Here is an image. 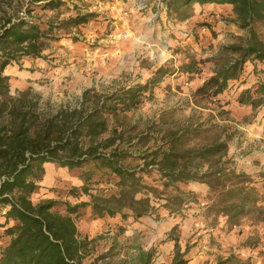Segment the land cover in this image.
Segmentation results:
<instances>
[{
	"label": "rangeland",
	"instance_id": "374dc122",
	"mask_svg": "<svg viewBox=\"0 0 264 264\" xmlns=\"http://www.w3.org/2000/svg\"><path fill=\"white\" fill-rule=\"evenodd\" d=\"M132 1L76 0L77 12L95 16L77 28L54 30L55 40L43 51L44 58L24 57L19 65L8 66L4 74L10 78L9 96L15 104H23L26 111L38 115L37 123L42 125L56 115L70 117L73 110L86 112L120 89L144 85L162 68L167 74L149 84V92L137 108L103 115L106 130L97 140L104 143L115 137L122 150L134 156L155 149L162 145L163 137L184 129L188 130L184 148L200 149L217 139L225 140L226 151L212 162L247 174L260 188L264 185V64L247 61L239 79L230 81L215 98L195 96L197 87L217 68L238 57L232 47L243 45L248 38L247 29L233 23L232 7L193 5L192 17L186 23L167 13L166 20L160 18L155 6L158 1L134 0L133 12L127 20L120 19V7L128 8ZM139 2L147 7L135 11ZM76 11L67 2L58 18L66 19ZM37 13L44 15L41 21L52 15ZM252 29L264 44V23H254ZM245 90L252 98H261L258 107L237 102ZM83 144L87 146L89 140L84 139ZM128 161L142 164L140 160ZM54 167L50 180L40 183L31 201L84 202V196L75 198L70 191L81 186H77V175L87 168L68 171ZM191 186L179 185L195 199L180 213L169 214L159 204L164 202H157L155 210L143 219L105 217L99 221L92 220L89 208L82 209L75 222L81 239L88 242L84 263L105 255L96 264H135L139 250L152 252L153 264L168 263L177 242L188 264H214L219 257L231 254L242 262L264 264V201L239 225L228 228L224 218L215 219L207 213V187ZM85 199L90 201L88 196Z\"/></svg>",
	"mask_w": 264,
	"mask_h": 264
},
{
	"label": "trees",
	"instance_id": "16d2710c",
	"mask_svg": "<svg viewBox=\"0 0 264 264\" xmlns=\"http://www.w3.org/2000/svg\"><path fill=\"white\" fill-rule=\"evenodd\" d=\"M76 0H0V209H6L0 227L8 244L0 250V264H85L88 242L81 239L75 217L89 208L92 220L131 217L138 220L155 210V203L169 214L180 213L194 195L184 193L179 185L199 183L207 187V213L225 219V226L235 227L252 209L264 201V185L255 187L250 176L236 173L222 164L213 163L227 149L225 140L217 139L200 149L184 148L187 129L163 137L162 145L143 155L134 156L111 137L97 140L105 130L104 114L115 115L137 108L149 92V84L157 83L167 72L159 68L155 79L144 85L120 89L98 100L88 111L73 110L70 117L56 115L38 124V115L15 104L9 96L8 66L20 64L24 57L44 58L54 30H70L89 22L93 13H81ZM72 5L76 13L60 20L59 10ZM166 13L176 21L192 17V6L230 5L233 23L247 29L243 45L232 47L238 57L217 68L197 87L195 96L215 98L230 81L238 80L244 64H264V44L252 26L264 23V0H162ZM69 11V8H66ZM36 12V14H35ZM52 13L41 21L38 13ZM38 16V17H36ZM190 66L191 63L189 64ZM258 89L255 90L257 92ZM261 98L242 91L237 102L258 107ZM60 117L61 120H58ZM7 119L5 121L4 119ZM55 121L58 125L55 126ZM57 135L58 137H54ZM84 139L89 144L84 146ZM140 160L133 165L130 161ZM45 164H55L68 171L83 170L77 175L80 187L71 189L75 198L90 197L88 202L74 205L46 199L37 203L31 196L40 189ZM106 184L105 187H100ZM98 186L92 189V187ZM60 207V210L57 208ZM188 249L186 246L185 253ZM106 256L99 255L88 264H96ZM152 252L139 250L135 264H153ZM188 264L177 242L170 262ZM214 264H250L233 254L219 257Z\"/></svg>",
	"mask_w": 264,
	"mask_h": 264
},
{
	"label": "crops",
	"instance_id": "0c3cea01",
	"mask_svg": "<svg viewBox=\"0 0 264 264\" xmlns=\"http://www.w3.org/2000/svg\"><path fill=\"white\" fill-rule=\"evenodd\" d=\"M156 1H158V0H154V2H156ZM133 2V5H132V3H129L130 5H128V8H126L125 7V9L124 8H122V7H120V9H122L123 11L121 12V14H120V16H119V18L120 19H125V20H127V17H129V13H130V11H132L133 12V10L135 9L134 8V6H135V1L133 0L132 1ZM123 5H125V3L124 2H121ZM156 5H157V3H155ZM161 5H164V3L162 2L161 3ZM195 6H197L198 8H201L199 5H194V7ZM207 6H214V5H207ZM206 6V7H207ZM202 8H205V6H202ZM128 10H129V12H128ZM138 10V8L135 10V11H137ZM159 10H160V14H159V16H160V18H164L165 20L167 19V17H166V11H164L163 9H161V7L159 8ZM188 22V20H186V23ZM254 78V77H253ZM254 83V81L252 80L251 82H250V84H249V86H252V84ZM46 165V166H45ZM44 165V169H45V174H44V177H43V180L41 181V182H47V181H49L50 180V178H51V175H50V171L51 170H55L54 168V165L53 164H45ZM61 170H63V168H61ZM65 170V169H64ZM61 172H63V171H61ZM65 172L67 173V170H65ZM61 174V173H60ZM78 180V179H77ZM80 183L77 185V186H79V185H82V183H81V181L80 180H78ZM77 184V183H76ZM189 185H192L191 187L192 188H196V186H200V184H198V183H189ZM190 187V188H191ZM202 190H204V187L202 188ZM83 200H84V202H87V199H85V196L83 197ZM5 211H6V209H0V224H3L4 223V221H5V218H4V213H5ZM116 217H114V218H109V217H107V219H115ZM143 218H145V217H142V218H140V219H143ZM190 219H192V218H190ZM99 221L101 220V219H98ZM12 224V222H9V224L7 225V226H10ZM6 226V227H7ZM5 227V228H6ZM4 227H0V250L2 249V248H4L7 244H8V242H9V237H6V236H3V230L5 229Z\"/></svg>",
	"mask_w": 264,
	"mask_h": 264
},
{
	"label": "built area",
	"instance_id": "2783aa9c",
	"mask_svg": "<svg viewBox=\"0 0 264 264\" xmlns=\"http://www.w3.org/2000/svg\"><path fill=\"white\" fill-rule=\"evenodd\" d=\"M161 3H162V0H158L157 5H155L156 8L159 9L161 7V9H163L164 11H166L165 6L164 5H161ZM146 7H147V5L145 3L139 2V4H138V10L145 9Z\"/></svg>",
	"mask_w": 264,
	"mask_h": 264
}]
</instances>
